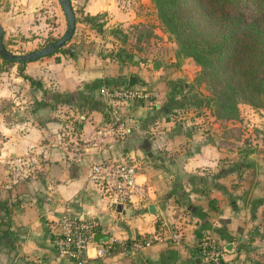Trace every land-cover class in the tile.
Masks as SVG:
<instances>
[{"label": "crops", "instance_id": "1", "mask_svg": "<svg viewBox=\"0 0 264 264\" xmlns=\"http://www.w3.org/2000/svg\"><path fill=\"white\" fill-rule=\"evenodd\" d=\"M70 2L79 10L65 51L24 63L34 84L17 64L0 71V264H70L53 242L64 212L95 218L110 235L112 247L95 257L93 244L86 264H204L197 246L207 233L226 264H264V154L232 151L206 101L174 95L179 73L165 75V60L148 58L151 37L137 39L141 24L155 36L152 1ZM18 19H0L4 37L26 27ZM132 75L156 96L123 105L134 129L92 151L84 141L107 120L100 89L129 85ZM180 110L185 123L177 122ZM120 152L134 156L139 171L137 193L118 211L98 193L90 165ZM173 229L179 244L124 246Z\"/></svg>", "mask_w": 264, "mask_h": 264}, {"label": "trees", "instance_id": "2", "mask_svg": "<svg viewBox=\"0 0 264 264\" xmlns=\"http://www.w3.org/2000/svg\"><path fill=\"white\" fill-rule=\"evenodd\" d=\"M152 3L162 26L177 44L176 56L192 58L199 66L195 80L203 83L209 93L206 106L216 120L238 119L239 104L243 102L264 106V0ZM100 17L87 16L85 21L92 23ZM102 25L97 23L94 27ZM135 29L141 32L137 25ZM140 32L137 39L143 37ZM3 42L6 47L4 36ZM64 46L51 55L64 52ZM1 60L6 66L17 63L19 74L32 84L36 82L24 73L25 62ZM7 69L0 66V71Z\"/></svg>", "mask_w": 264, "mask_h": 264}, {"label": "built area", "instance_id": "3", "mask_svg": "<svg viewBox=\"0 0 264 264\" xmlns=\"http://www.w3.org/2000/svg\"><path fill=\"white\" fill-rule=\"evenodd\" d=\"M100 92L106 103L107 120L84 141L88 148L100 149L107 139L123 138L130 134L135 124L124 115L122 106L138 100L146 102L156 96L152 89L127 84L102 87ZM90 167V177L98 193L114 205L125 204L137 193L139 165L134 156L120 152L114 156L96 158ZM54 230L55 251L70 264H86L91 257L89 247L93 244L97 245L95 257H102L112 247L109 241L100 244L93 242V233L101 231V224L95 218L82 219L64 212L57 219ZM181 237L179 230L173 229L170 233L160 230L142 241L125 242L124 246L136 250L154 242L179 244ZM197 251L204 264H226L222 248L210 233L201 237Z\"/></svg>", "mask_w": 264, "mask_h": 264}, {"label": "rangeland", "instance_id": "4", "mask_svg": "<svg viewBox=\"0 0 264 264\" xmlns=\"http://www.w3.org/2000/svg\"><path fill=\"white\" fill-rule=\"evenodd\" d=\"M33 2L37 5H33ZM152 6L148 13L150 15L148 24L156 32L155 36L149 28L144 27L142 24L138 26L141 32L137 30L146 39L151 37L146 46L150 51L148 58L157 64L165 60L163 67L166 68L165 75L167 76L168 73L170 75L175 71L179 73L181 82L177 88L175 87L174 95L180 94L183 95L181 98H186L184 94L194 93L199 100L207 103L206 98L209 93L203 83L198 84L195 80L200 69L199 66L192 58L176 56L177 44L162 26L154 4ZM75 10L78 11L79 9L74 8ZM9 16L19 17L18 21H21L20 23L24 22L23 25L26 26L23 30H16L14 35L10 33L11 35L4 37L8 51L13 54H25L41 49L60 37L66 28V17L58 0H0V19ZM164 49H168L169 53L165 52ZM0 66L8 69L11 67V65L6 66L2 61ZM166 81V83H169V80ZM206 103L204 106H206ZM199 106L201 108L199 107L198 111L201 112L203 105ZM206 107L209 109H207L209 113L212 114L210 108ZM178 112L180 113L176 114V119L179 118L177 122L185 123L186 118H183L184 115L182 114L184 111L180 110ZM239 113L238 119L227 121H218L213 116L215 121L220 122L223 128L228 131L226 137L228 148H231L234 152L245 150L264 154V106L254 107L243 102L239 104Z\"/></svg>", "mask_w": 264, "mask_h": 264}, {"label": "water", "instance_id": "5", "mask_svg": "<svg viewBox=\"0 0 264 264\" xmlns=\"http://www.w3.org/2000/svg\"><path fill=\"white\" fill-rule=\"evenodd\" d=\"M63 13L66 17V28L64 33L58 37L54 42L46 45L45 47L41 49L34 50L29 53L25 54H13L8 51V49L5 47L4 42H3V29L0 24V57L7 60V61H12V62H27V61H33L36 59H39L41 57H45L48 55H51L55 53L57 50H59L64 44H66L71 37L74 34L75 31V24H76V16L74 9L72 7V4L70 0H58ZM136 84V77L135 75H132L129 77V85H134ZM92 151H96L95 148H92ZM95 161V159L93 160ZM121 208V205L119 204L117 206V210L119 211ZM150 210L153 209L152 206L149 207ZM197 235L199 237L202 236V234L197 230L196 231ZM92 240L94 243L100 244V243H106L110 240V235L105 232H95L93 233ZM231 244H228L226 249L230 250Z\"/></svg>", "mask_w": 264, "mask_h": 264}]
</instances>
